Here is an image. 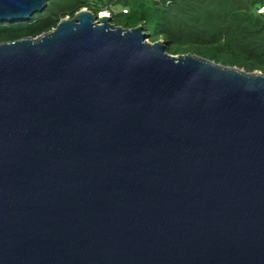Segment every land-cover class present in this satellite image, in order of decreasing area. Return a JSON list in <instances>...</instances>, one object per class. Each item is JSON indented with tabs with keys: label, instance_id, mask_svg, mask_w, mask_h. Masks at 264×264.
Here are the masks:
<instances>
[{
	"label": "water",
	"instance_id": "1",
	"mask_svg": "<svg viewBox=\"0 0 264 264\" xmlns=\"http://www.w3.org/2000/svg\"><path fill=\"white\" fill-rule=\"evenodd\" d=\"M112 20L0 43V264H264V74Z\"/></svg>",
	"mask_w": 264,
	"mask_h": 264
},
{
	"label": "trees",
	"instance_id": "2",
	"mask_svg": "<svg viewBox=\"0 0 264 264\" xmlns=\"http://www.w3.org/2000/svg\"><path fill=\"white\" fill-rule=\"evenodd\" d=\"M127 13L124 29L143 28L149 42L163 41L172 56L192 54L246 73L264 74V0H49L25 22H0V43L36 38L83 9ZM114 24V20H112Z\"/></svg>",
	"mask_w": 264,
	"mask_h": 264
},
{
	"label": "rangeland",
	"instance_id": "3",
	"mask_svg": "<svg viewBox=\"0 0 264 264\" xmlns=\"http://www.w3.org/2000/svg\"><path fill=\"white\" fill-rule=\"evenodd\" d=\"M122 10H121V8L119 7H117L116 9H115V13H119V12H121ZM114 24L113 25H119V26H124V25H126L127 23H129L130 22V19L128 18V17H126V16H121V15H119V16H116L114 19Z\"/></svg>",
	"mask_w": 264,
	"mask_h": 264
},
{
	"label": "built area",
	"instance_id": "4",
	"mask_svg": "<svg viewBox=\"0 0 264 264\" xmlns=\"http://www.w3.org/2000/svg\"><path fill=\"white\" fill-rule=\"evenodd\" d=\"M114 11H115L114 8H110V9L104 11L103 13H99V14H97V15H98V16H102V15H104V13H105V15H106V14H107V15H111V13H115ZM121 13L125 14V13H127V10H124V9H123V10L121 11ZM257 14H258V15H264V7L259 8V9L257 10Z\"/></svg>",
	"mask_w": 264,
	"mask_h": 264
},
{
	"label": "bare ground",
	"instance_id": "5",
	"mask_svg": "<svg viewBox=\"0 0 264 264\" xmlns=\"http://www.w3.org/2000/svg\"><path fill=\"white\" fill-rule=\"evenodd\" d=\"M104 15H105V13H104ZM107 15V14H106ZM103 16V15H102Z\"/></svg>",
	"mask_w": 264,
	"mask_h": 264
}]
</instances>
